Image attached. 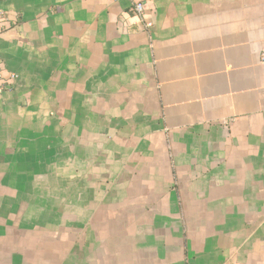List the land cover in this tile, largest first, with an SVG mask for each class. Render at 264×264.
Here are the masks:
<instances>
[{
    "label": "crops",
    "instance_id": "crops-1",
    "mask_svg": "<svg viewBox=\"0 0 264 264\" xmlns=\"http://www.w3.org/2000/svg\"><path fill=\"white\" fill-rule=\"evenodd\" d=\"M0 11V264H264V0Z\"/></svg>",
    "mask_w": 264,
    "mask_h": 264
},
{
    "label": "built area",
    "instance_id": "built-area-1",
    "mask_svg": "<svg viewBox=\"0 0 264 264\" xmlns=\"http://www.w3.org/2000/svg\"><path fill=\"white\" fill-rule=\"evenodd\" d=\"M126 16L127 18H124L125 19L124 23L127 22L128 19H130V17L137 19V23H135V26L137 30L142 33H146L152 28L153 22L147 18V13L143 3L138 2L131 5L129 15L126 14ZM3 20H5V14L4 12L0 11V21ZM260 62L264 65V50L260 54ZM0 78L1 79L3 78L1 70H0ZM16 78L17 77L15 74H9L6 79L7 82L11 85L14 83Z\"/></svg>",
    "mask_w": 264,
    "mask_h": 264
}]
</instances>
